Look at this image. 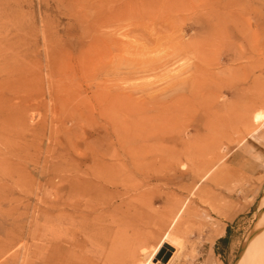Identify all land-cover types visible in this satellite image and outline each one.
Returning a JSON list of instances; mask_svg holds the SVG:
<instances>
[{
    "label": "rangeland",
    "instance_id": "rangeland-1",
    "mask_svg": "<svg viewBox=\"0 0 264 264\" xmlns=\"http://www.w3.org/2000/svg\"><path fill=\"white\" fill-rule=\"evenodd\" d=\"M0 2V264H142L170 229L161 264H239L264 227V0ZM77 163L94 200L59 182Z\"/></svg>",
    "mask_w": 264,
    "mask_h": 264
},
{
    "label": "bare ground",
    "instance_id": "bare-ground-1",
    "mask_svg": "<svg viewBox=\"0 0 264 264\" xmlns=\"http://www.w3.org/2000/svg\"><path fill=\"white\" fill-rule=\"evenodd\" d=\"M1 3V2H0ZM3 7V6H2ZM2 10V9H0ZM7 10V9H6ZM7 12L5 10L2 11ZM4 16V15H3ZM2 20V19H1ZM0 20V21H1ZM6 20V19H5ZM3 28V26H2ZM5 37V36H4ZM1 39V38H0ZM6 42V41H5ZM1 43V42H0ZM2 45V44H1ZM6 46V45H5ZM2 48H4V46H2ZM3 50V49H2ZM0 52H3L0 50ZM4 57V56H3ZM264 117V113L257 112L254 116V120L255 121H259L262 120L261 118ZM264 121V118H263ZM261 122V121H260ZM89 151V149L87 150V152ZM129 151V150H128ZM86 152V153H87ZM127 152V151H126ZM91 154L94 156L95 160L100 159V157L104 156V153L95 150V149H91ZM133 154V153H132ZM109 155V154H108ZM120 154L118 151H113L110 152V158L114 161H116L117 159L120 158ZM133 157V156H132ZM130 158V157H129ZM131 159V158H130ZM127 160V159H126ZM131 161L133 162V158L131 159ZM122 164V163H121ZM209 167L212 166V162L208 164ZM95 167V166H94ZM103 165L102 166H96V169H94L91 172V176L89 178H95L97 179V181H105V182H114L116 181V178H113L110 174V172H105L103 170ZM213 168V167H212ZM66 170V169H65ZM70 174L63 176V175H59L58 179L59 182H64L66 181L67 184H70V186L75 187L74 192H80L83 194H86V196L90 198H88L87 200H94L95 199V193L99 194L100 192V186H95L93 183V181L90 180H82V177H80L82 175L83 172H85L81 165L79 163L73 165L70 169H69ZM212 172V169H209L208 172L205 174V176H209ZM87 177V178H88ZM94 179V180H95ZM92 182V183H91ZM85 185H88L85 186ZM62 184H59L58 187V193H60L62 191ZM87 188V189H84ZM86 197V198H87ZM264 197V196H263ZM262 197V198H263ZM40 199V198H39ZM63 196L60 195L58 197L57 201L63 202ZM89 204V203H88ZM262 204V212L260 214V217L257 218L260 221L261 226L264 225V201ZM260 204V205H261ZM92 205V204H91ZM59 208H63V207H59ZM259 208V207H258ZM185 209V205H183L177 212V214L175 215V217L173 218V220L171 221V227L176 226V224L178 223L181 214L183 213ZM259 212V211H258ZM63 213H60V221L63 222V218H62ZM258 215V214H257ZM86 227V225H85ZM171 230V229H170ZM167 231L165 232L162 237H160L159 239H156L155 243H150L149 240L147 239H141L138 243V251L139 252H147L149 259H147L146 261H144L142 264H161L164 255L166 252H170L171 249H175L176 252L175 254L183 247V242L181 240L183 239H179L178 237H176L175 235H173V232ZM264 227H262V229L259 230L260 235H258V237H256L253 241H251L250 243H248V245L243 249L241 256H240V260H239V264H263L264 261V233L261 234V232H264ZM217 233V232H216ZM222 233V232H221ZM256 233V234H259ZM140 237V236H139ZM145 237V236H144ZM139 240V239H138ZM131 250V249H130ZM138 252H136L137 254ZM135 255V253L133 254ZM139 255V254H138ZM145 255V254H144ZM135 257V256H134ZM136 258V257H135ZM133 259V258H132ZM138 259V258H137ZM135 261V260H134Z\"/></svg>",
    "mask_w": 264,
    "mask_h": 264
}]
</instances>
